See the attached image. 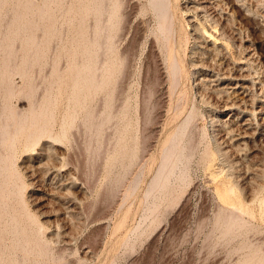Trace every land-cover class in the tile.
<instances>
[{
  "label": "bare ground",
  "instance_id": "obj_1",
  "mask_svg": "<svg viewBox=\"0 0 264 264\" xmlns=\"http://www.w3.org/2000/svg\"><path fill=\"white\" fill-rule=\"evenodd\" d=\"M240 1L195 0V4L192 7L195 15L189 18L193 25V33L196 35L194 37H197L199 42L198 48L192 52L195 58L194 61H196L197 65L202 66L203 64L204 68L210 72V77L205 78L207 83H204L203 87L206 89L205 91L209 92V97L211 96L215 99L214 104H211L212 108L230 110L225 119L221 120L216 116L210 117L214 150L203 152L204 154H202V159L207 163L209 162L207 165L210 168H215L216 176L223 175V177L228 179V181L221 180L216 186L218 194L225 205L224 211L222 210L223 212L218 213L216 219V226L221 227L222 235H220L224 239H230L235 233L248 227L242 217L243 212H246L245 203L247 200L245 198L244 203L237 194V188H241L239 187V181L242 180L241 178L247 179L250 174L257 177L264 176V154L263 158H258L250 163L252 158L249 160V153L245 152L250 141L259 137V142L262 139L264 140V70L258 72L252 67V64H255V51L253 52V49H249L250 45L246 44L247 46H245L244 44L243 26L239 25L240 28L237 24V27L235 26L239 18H235L234 11L240 6ZM169 2V0H147V4L136 2L135 5H138L137 7L142 12L146 11L147 13L149 8L154 10L156 17L159 19L158 29H156L158 31L157 37L153 35L156 37V43L153 42L154 45H152L153 47L151 46L153 50H150H152V56L156 60L155 70H157L156 72H158V77L161 81L165 80L166 75H168L165 73L164 64L169 66L168 73L173 88L176 78L179 77L177 74L180 71V65L176 57L168 53L170 35L174 33L172 32L174 26L172 27L170 21H168L169 5L171 3ZM6 4H10V0H0V90L2 91V95H0L2 96L0 107V264H53L52 262L54 264H62L64 263L63 255L58 256L59 252L57 256L53 254L49 243L40 235L39 228L41 227L38 228V219L27 209L24 197L22 198L21 196L23 189L21 188L22 190H20L18 182L22 178L15 165L14 150L19 141L26 148H33L42 140L45 141L38 150L27 154L28 165L25 170H27L28 176L33 180L48 184V187L46 185L40 187V190L43 189L44 192V196L41 195V199L46 200L49 198L47 199L48 201L53 200L56 205L60 206L59 208H61L62 212L59 211L68 219L72 216L73 218L78 216L74 215L80 212L82 200L87 194L85 185L77 180L71 170L65 168V163L67 164L69 160L65 161V163L62 161L67 153L63 143L64 141L69 142L71 139L72 130L75 128L77 118L81 113H83L82 124L85 126V131L89 134L87 150H91V144L95 141L96 145L93 146V152H91L97 153V155L101 153V149L104 146L103 143L107 141V139L103 141V138H106V136L104 137L105 129L107 130L106 127L118 119L122 121L121 125L123 124L121 128L118 126L121 137L119 139L121 143L119 151L115 155L109 156L108 160L113 167L119 165L120 170L115 176L111 177L107 195L114 196L113 194L116 193L117 187L123 185L125 178L130 174L129 172L137 166L139 156L142 154H139L142 140L140 139L141 135L138 134L142 125H139L138 117L132 116L131 101L128 97L124 98L120 111H117L119 108L114 107V99L116 97L114 88L118 82L117 78H119V73L122 74L120 70L123 62L124 74L126 73L127 75L126 63L127 59L130 58L129 50L127 54L124 52L123 61L117 55L116 41L114 42L121 24L120 11L123 2L121 0H77L76 4L67 6L64 0H41L40 2L36 0H16L12 3L11 16L5 20L3 9ZM58 9L64 13L63 15L66 14L68 17L66 21H61L59 16H56ZM245 10V17H251V8H246ZM92 16L95 19L94 25L89 23ZM129 18L130 14L124 9V26ZM235 19H237L236 22ZM66 23L68 26L74 23L72 37L65 35L63 28ZM241 23L243 22L241 21ZM259 23L264 26L263 11ZM227 27L230 30V35L228 36L225 32ZM63 42L66 44L64 45ZM61 44L63 46H61L59 52L53 55L51 53L52 46L54 50ZM158 44L163 51L160 52V57H162L163 53L165 58L164 53L166 51L168 53L169 58H165V61L159 57L156 48ZM231 46L238 49V52L234 53L231 51ZM63 56L71 57L69 68V78L71 80L70 96L69 98L67 96L69 107L67 105V111L64 110L66 112L61 120L62 127L59 125L60 132L54 134L53 125L57 116L56 103L58 102L56 91L61 90L62 85L66 82V79L63 78L65 75H62V71L59 68L60 62L64 58ZM48 63H51L50 67H52L51 73L46 77L48 79V87L47 89L45 88L44 98L38 101V87L33 76V69L37 68L35 66H39L40 71H42L43 66L45 67ZM146 69L149 71V65ZM16 73H19L24 79L23 87L17 86L16 82L13 81ZM201 79L203 78L201 77ZM159 82H146L142 93V105L140 107L143 108L142 113L144 116L146 115L144 120L147 123L151 119L149 113L154 107L152 103L156 92L159 91L157 90ZM106 90H108V93L103 103L104 108L99 112V109L92 108L91 103L97 94ZM18 92L23 93L29 101L30 107L26 111L14 106L11 102L12 96ZM189 119L188 116L178 126L170 138V143L168 142L169 146L167 144L168 147L164 148L165 152L161 165H159V170L153 180H151V194L153 189H165L170 184V178L178 168L179 161L184 158L185 154L183 151L185 150L181 142ZM115 131H117L116 128ZM188 144V147L190 146L194 149L193 140H190ZM142 145L141 147L144 146ZM68 155L70 156V153ZM218 158L219 161H217ZM244 167H247V169ZM182 175L180 176L183 177ZM138 178L135 181L132 180L134 182L131 185L128 184L131 190L136 188ZM251 187L253 186L251 185ZM253 189L249 190L248 196L253 197L251 193V190L252 192L255 191ZM79 194L81 197H79ZM12 195L18 198L21 216L15 213V210V212L11 210L9 199ZM81 212L83 213V210ZM249 214H251L250 211ZM56 219L55 222L57 221ZM72 224L73 222L71 226ZM67 229L64 226L56 230L55 236H53L54 234L51 235V239L54 237V240L61 241L63 244H71L75 240L70 233L73 228L69 230L70 232ZM255 253L256 251L248 253L238 264H252V258Z\"/></svg>",
  "mask_w": 264,
  "mask_h": 264
},
{
  "label": "rangeland",
  "instance_id": "obj_2",
  "mask_svg": "<svg viewBox=\"0 0 264 264\" xmlns=\"http://www.w3.org/2000/svg\"><path fill=\"white\" fill-rule=\"evenodd\" d=\"M15 1L10 0V4L4 6L5 20L11 16L12 3ZM36 1L40 2L41 0ZM64 1L67 6L76 4L77 2V0ZM121 1L123 2L120 11L121 24L114 42L116 41L117 55L124 61V52L127 54L130 50V58H128L129 60L127 59L126 63L127 75L126 73L124 74L123 62L120 70L122 74L119 73V78H117L118 84L116 83L114 88L116 91L114 107L119 108L117 111H120L124 98L128 97L131 101L132 116L138 117L139 125H142L138 134L141 135H139L142 140L141 144L144 146L142 145L143 147H141L140 144L139 154H142L139 156V163L137 162V166L135 165L136 167L129 172L130 174L125 178L127 181L124 180L123 185L117 187L116 193L114 192L115 194H113L114 196L107 195L111 177L115 176L120 170L119 165L113 167L108 160L109 156L111 157L119 151L121 144L119 139L121 137L118 126L121 128L123 124L121 125L122 121L118 119L111 122L109 124L110 127L109 125L106 127L107 130L105 129L104 132V137L106 136V138H103V141L104 139H107V141L105 140L106 143H103V150L101 149V153L97 155V153H92V148L96 145L95 141H93L94 143L92 142L93 145L91 144V150H87L89 134L85 131V126L82 124L83 113H81L77 118L74 131L72 130L71 139L69 142L64 141L63 143L67 153L64 155L65 157L62 161L65 163V161L69 160L67 164L65 163V168L71 170L77 180L82 182L87 189V194L82 200V208L80 209V212L83 210V213L79 212L74 215H78L74 217L75 219L73 216L70 217V222L61 213L60 206L56 205L53 200L48 201L47 199L49 198L46 200L41 199V195L44 196V192L43 189L40 190V187L42 185L48 187V184L33 180L28 176L27 170H25L28 165L27 154L38 150L45 141L42 140L41 142L43 143L40 142L33 148H26L19 141L15 146L13 155L15 165L22 178L18 184L20 190L23 189L21 196L22 198L24 197L27 209L38 219V228L41 227L39 228L41 237H44L49 243L50 249L55 256L59 253L58 256L63 255V262L65 264H238L252 251H256L252 258V264H264V176L257 177L250 174V177L247 179L241 178L242 180L240 179L241 181H239V187L241 188H237V194L244 203L245 198L247 200L245 203L246 212H243L242 217L245 219L248 227L243 229V232L239 231L235 233L230 239H224L223 236L221 237V227L216 226L218 213L223 212L225 208L216 186L221 180L228 181V179L223 177V175L216 176L215 168H210L207 165L209 162L207 163L202 159V154L214 150L210 119L212 116H216L221 120L225 119L230 110L212 108L215 99L211 96L210 98L209 92L205 91L206 89L203 87L204 83H207L205 78L210 77V72L204 68L203 64L202 66L197 65L192 55V52L198 48L199 44L197 37H194L196 35L193 33V25L189 19L195 15L194 8L192 9L195 0H169L171 3L169 2L170 16L168 14V21H170L171 24H169L172 27L174 26V30L172 29L174 33L170 35L168 53L174 55L180 65V71L177 74L179 77H177L178 79L176 78L178 85H175V82L173 86V88L176 86L175 89L172 88V81L170 82L169 66L167 64H164L165 73L168 74L165 80L161 81L158 77V72H156L157 70H155L156 60L151 53L153 50L152 45H154L153 42L156 41L155 38L158 34L156 29H158L159 25V19L156 17L155 11L149 8L147 13L146 11H143V13L137 7L138 5H135L136 2L147 4V0H125V6L124 0ZM239 5L237 7L238 11L235 9L237 13L234 11V14L236 15L235 18L241 19H235V22L237 20L235 26H243L242 35L246 37H244V44L245 46L250 45L249 49L251 48L253 52L255 51V64L253 63L252 67L254 70L256 69L258 72H261L264 70V26L259 22L262 11L264 13V0H241ZM246 8H251V17H245L244 12H246ZM124 9L130 14V18L125 22V26ZM57 11L56 16H59V20L66 21L68 19L66 14L63 15L64 13L61 10L58 9ZM89 23L95 24L93 16L90 18ZM65 26L63 28L65 35L72 37L74 23L69 26L66 23ZM226 29L227 31L225 32L228 36L230 35V30H228V27ZM153 35H156V37ZM64 42L63 44L65 45L66 43ZM63 44L54 50L52 46L51 53L56 55ZM159 47V44L156 45L160 57V52L163 51ZM230 49L234 53L238 52V49H235L233 46ZM168 53L167 51L164 53L167 59L169 58ZM63 57L59 68L62 71V75H65L63 78L66 79V82L62 85L61 90H59L60 92L56 91L58 102L56 103L57 116L53 125L54 134L60 132V127H62L61 120L68 109L66 106L68 105L69 107L67 96L68 98L70 96L71 80L69 78V68L71 57ZM165 58L162 53L160 59L165 61ZM48 64L45 67L43 66L42 71H40L39 66H35L37 68L33 69V76L38 87V101L44 98L45 95L43 94L46 93L48 87V79L46 77L51 73L50 70L52 69L50 67L51 63ZM148 65L149 71L146 69ZM146 72L147 74H145ZM157 80L160 81L158 84L156 83L159 86H157V90L159 91L154 96L152 103L154 107L149 113L151 119L147 123L144 120L146 115L144 116L142 113L143 108L140 107L142 105V93L146 82L150 81L153 83L158 82ZM13 81L16 82L17 86L23 87L24 79L19 73L14 74ZM1 93L2 91L0 90V95H2ZM18 93L12 96V104L25 111L28 110L30 107L28 99L23 93ZM107 93L108 90L97 94L91 103L92 108L99 109V112L100 110L102 111ZM1 97L0 107L2 104ZM66 102L68 103L66 104ZM188 116L190 119L187 123L186 132L183 137L184 140L182 139L181 142L185 150L183 152L185 155L188 153V156L184 155L182 160L179 159L178 168L174 175L171 176L170 184L165 189H153V193L151 194V180H153L157 174L156 172L159 170V165H161L165 152L164 148L169 146L168 142L170 143V138ZM115 128L117 131H115ZM259 138L254 139L255 141H250L247 146V150L249 151L245 150L246 153H249V160L252 158L250 163L258 158H263L264 140L262 139L259 142ZM114 139H117L118 142ZM190 140L194 141V149L190 146L188 147ZM187 148L191 153L186 150ZM69 153L70 156L68 155ZM217 161H219V158ZM244 168L247 169V167ZM181 174H183V177L180 176ZM136 178H138L136 188L131 190L128 184L131 185L137 180ZM132 180L134 181L132 182ZM20 182L24 186H21L22 183L20 184ZM253 188L255 191L252 192L251 190L253 197H250L248 193ZM9 200L12 212L16 211L15 213L21 216L18 198L12 195ZM50 208L51 211L53 210L52 213H50ZM249 211L251 214H249ZM55 219L57 220L56 222ZM72 222L73 227L71 226ZM64 226L68 228V231L71 228L74 229H71V232H69L75 240L69 245L63 244V242L58 240L56 241L53 237L57 232L56 230ZM51 235H53L52 239ZM52 263L54 264V262Z\"/></svg>",
  "mask_w": 264,
  "mask_h": 264
}]
</instances>
